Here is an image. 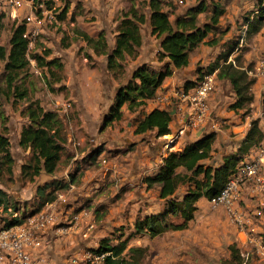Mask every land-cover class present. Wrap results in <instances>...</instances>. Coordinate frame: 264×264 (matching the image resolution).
<instances>
[{
    "label": "crops",
    "instance_id": "0c3cea01",
    "mask_svg": "<svg viewBox=\"0 0 264 264\" xmlns=\"http://www.w3.org/2000/svg\"><path fill=\"white\" fill-rule=\"evenodd\" d=\"M242 2L243 0L230 2V7L227 6L229 11L227 10L226 13L227 17H232L231 20L226 22L228 24H222V21L217 26L221 30L216 35H210L211 39L217 38L218 42L214 45L202 44L193 51L187 67H174V74L164 82L158 91L157 97L149 101L146 108L147 112L156 107L168 108L169 102L162 103L159 100L160 97L165 96L171 99L176 90H190L191 88L187 89L185 84L187 82H196L199 75L207 71L202 70V68L207 69L210 64L216 61L220 54L230 47L233 33L237 29L238 24V18H233V16L236 13H240ZM203 15L202 17H204ZM113 17L114 15H112L110 9L108 10V16H104L102 21L87 23L92 27L84 29L89 36L95 38L99 45L104 41V37L108 39L109 50L102 48L103 53L100 55L94 52L93 48L94 51H88V58L93 59V63L89 62L83 53L80 54V51L76 49L75 43L66 48L64 56H58L64 64L65 76L62 83L68 88V93L77 110H75V115L65 116L64 119L68 127L66 133L68 141L62 153L58 170L52 175L42 172L35 181H28L29 185L24 189L23 185H21L24 180L21 175V167L18 170L15 168V181L19 182V185L16 188H12L14 198L24 199L29 194L28 199H34L37 196L36 198L41 200L37 206L38 208L23 216V218L48 208L49 203L54 202L57 204L56 211L62 223L75 226L73 232L69 235L58 234L56 227H51L43 233L44 248L41 253L47 257L53 256V254L59 255V258L55 257V261L56 259H62L68 254L79 256L83 255L87 249H96L100 240L108 236L104 233L105 230L102 231L100 226L95 228L96 224L93 217V213L98 215V213L104 212L101 209L103 205H106L103 198L104 192L114 191L117 194L121 191H129L130 209L135 217H137L138 211L141 210L140 207H143L142 215L144 217L164 211V202L158 198L160 186L154 185L152 188H148L145 179L157 173L163 164V159L169 152H172L167 149L169 145L167 136L178 135L186 124L189 111L188 104L179 103V105L173 107L175 113L171 125L172 134L164 137H157L154 132L137 135L135 134V119L139 114L130 112L125 106L122 119L102 129L103 120L109 113L116 93L120 88V83L110 74L107 68V56L114 49L118 34L116 25L111 22ZM145 25V34L142 31L143 45L140 55L137 59L128 61L131 64L128 80L131 78L134 68L139 65L148 64L157 68L161 64L157 53L161 49L163 37L158 38L152 34L150 21ZM112 27L113 30L115 29L113 35L110 33ZM110 35L112 38H110ZM242 35L246 36V33ZM251 41V43L247 42L246 44L250 49L243 54V64L246 67L248 64L254 63V61L257 62V55L264 51V29L254 36ZM70 49H75L74 54H72L73 50ZM235 53L236 51L231 53L230 61L235 62ZM252 93L254 101L251 104V112L245 115V110L231 109V105L236 102L237 97L230 82L217 78L216 89L209 99L212 117L219 124L213 155L214 165L219 166L223 164L226 156L240 152L253 120H260V127L264 130V101L262 98V79L260 77L256 78ZM172 100H175V98H172ZM60 116L64 118V115L61 114ZM22 128V126L21 128H16L19 139ZM201 131L202 133H208L211 130L206 128L193 132L187 129L185 135L179 139L182 138L181 142L186 144L195 140ZM263 147L264 140L260 147H254L248 154L244 155L243 161L257 158ZM18 148H21L20 145ZM16 171H18L20 176H16L18 175ZM42 186L46 187V194L54 191V196L65 195L64 201L67 202H62L59 198L45 202L46 195L37 193L38 188ZM20 188H23V190ZM27 189H32L33 191L27 194L25 192ZM260 200L263 201V198L253 191L252 186L248 185L245 187L242 208L244 213L251 218L252 223L245 231L238 227L237 231L241 237L248 239L250 242L254 240L252 238L253 235L256 236L259 232H261L260 238L263 239L264 210L260 208ZM209 202L206 198H202L198 202L196 216H198L200 208ZM111 203L113 204V201ZM123 206L118 202L112 206V210H121ZM118 217H120L119 213ZM105 223L107 224L104 218L102 224ZM260 223L263 225H259ZM90 224L94 227L88 230ZM179 232L182 231H171L152 238L155 240L162 237L160 255L170 256L172 252L181 248L178 245ZM46 242H49V244L47 243L46 245ZM242 246L247 247L249 245L244 243Z\"/></svg>",
    "mask_w": 264,
    "mask_h": 264
},
{
    "label": "trees",
    "instance_id": "16d2710c",
    "mask_svg": "<svg viewBox=\"0 0 264 264\" xmlns=\"http://www.w3.org/2000/svg\"><path fill=\"white\" fill-rule=\"evenodd\" d=\"M149 9L152 34L158 38L163 37L158 60L168 61L160 69L148 64L134 68L131 78L118 89L113 105L103 120L102 129L120 121L123 108L127 106L130 112L139 114L135 119V134L154 132L157 137L172 134V109L156 107L147 112V105L157 97L164 82L174 74V67H187L193 51L202 44L214 45L218 42L217 38L211 39L210 35L219 25L220 17L225 13L223 9L218 14H211L204 24L199 22V16L209 11L205 1L189 8L175 22H172L169 12L164 9L160 0H151ZM146 22V13L136 7L131 8L121 17L116 27L118 33L116 45L107 56V68L114 78L120 79L125 76L127 62L137 59L140 55L143 45L142 26ZM245 24L248 39L261 32L264 28V0H258L257 14L252 19L247 18ZM26 32L25 21L16 23L9 42L10 49L0 44V61L5 62L4 74L7 83V89L0 88V99L12 91L15 81L30 66L29 39L25 37ZM83 37L97 54L103 53L94 38L86 33ZM228 49L208 66L205 73H216L218 79L230 82L237 97L231 109L245 110L246 115L250 113L254 101L252 87L256 78L250 75L253 68L246 67L242 63L243 54L237 56L233 62L230 61V55L234 48ZM35 59L39 65L48 67L49 71L52 67L64 70V64L58 59H52L50 62H45L40 56H36ZM205 73H201L196 82H187L185 87L188 89L195 86ZM63 79L60 78L57 82L62 83ZM24 96L25 93L20 94L21 98ZM64 130V120L57 112L46 110L40 105L29 109L27 125L22 128L19 139L20 147L30 149L32 153V160L21 166L24 180L33 182L42 172L48 175L56 173L67 143ZM216 140L217 132H203L195 140L186 143L181 151L167 154L157 173L145 179L148 188L154 185L160 186L158 198L164 202V211L145 217L138 216L134 223V231L127 238L121 234L119 238L107 236L101 239L99 246L92 251L98 254L107 253L102 264H140L145 249L129 247L131 238L139 236L155 238L167 232L187 229L196 218L198 202L202 198L211 201L221 194L226 183L244 160V155L252 148L261 146L264 130L260 127V120H253L240 152L226 156L223 164L219 166L213 164ZM15 168L16 161L11 151V139L9 135L0 133V170L6 172L10 182H15ZM45 189V186L39 187L37 193L45 195ZM50 193L45 202L54 200L52 194L55 192ZM7 196L8 193L0 188V209L5 211L12 208L6 204ZM19 209L17 207L15 210L19 211ZM20 222L22 221L13 218L6 227ZM230 250L231 257L226 263L243 264L237 245L230 246Z\"/></svg>",
    "mask_w": 264,
    "mask_h": 264
},
{
    "label": "rangeland",
    "instance_id": "374dc122",
    "mask_svg": "<svg viewBox=\"0 0 264 264\" xmlns=\"http://www.w3.org/2000/svg\"><path fill=\"white\" fill-rule=\"evenodd\" d=\"M150 1L151 0H23L25 5L17 12L11 7H6L4 9L0 6V44L10 49L9 42L13 28L16 23L19 24L24 21L27 23V31H30V34L32 33L34 37L31 39L32 45L28 48V56L30 58L29 68L21 73L20 77L15 81L12 91H10L8 95H3L0 99V133L9 135L11 139V151L16 161L17 170L21 165L29 163L32 160L30 149L18 148L19 138L16 132V128L27 125V117L30 108H36V106L40 105L46 110H52L60 115H64V118H62L63 120L65 116L71 114L75 115L77 111L68 93V88L64 83L57 82L60 78H64V70L61 71L59 68L52 67L49 71L48 67L39 65L35 57L40 56L45 62L58 59L62 63V59L58 56H64L66 48L75 43L77 46L76 49L80 51V54L83 53L89 62L93 63V59L91 60L88 58V51L93 49L83 37V34L86 33L84 29H90L92 27L87 23L99 20L102 21L104 16H108V10L111 9L112 15H114L113 21L111 22L117 27L121 17L128 13L133 7L145 12L148 22L150 21ZM160 1L164 9L169 12L172 22H175L179 16H183L189 8L198 5L202 1L207 3L209 11L199 16V22L201 24L208 21L211 14H218L221 9H223L225 13L220 17V23L223 21L222 24H228L226 22L230 21L232 18L227 17L226 11H229L227 6H229L230 2L233 0ZM257 2L258 0H243L240 13H236V15L233 16V18H238L237 29L233 33L231 40L232 44L229 47L234 48V51H236L234 59L250 49L246 44L247 42L251 43L254 36L248 39L247 34L246 36L242 34L247 32V25L245 24L246 19H252L257 14ZM29 15L33 17L31 21L27 19ZM202 15L204 17H202ZM145 26L146 25L142 26L144 34ZM114 30L112 27L110 30L111 35L114 34ZM220 30L221 29L217 27L213 34L216 35ZM110 38H112V36ZM241 39H245V41L242 42ZM107 40L108 39L104 37V41H102L100 45L104 50H109ZM70 50H73L72 54H74L75 49ZM263 55L264 51H261L257 55L258 60ZM167 61V59H164L157 68L160 69L163 67V64ZM241 61L244 63V55ZM127 63L125 76L120 78L121 80L116 79L120 83V86L128 81L131 64L130 62ZM256 64L257 62L254 61V63H250L248 66H251L253 68L252 70H254ZM4 65L5 62L0 61V88L2 90L7 89ZM203 69L207 70L206 68H202V70ZM53 71L55 73H53L54 75L52 74ZM21 93H25L24 98L20 97ZM173 105L175 104H169L167 107L173 111ZM66 123L67 122L64 121V133L67 138L66 133L68 127ZM167 138L169 141L171 137L167 136ZM181 139L178 141L179 145L176 144V141L174 143L169 142L167 149H170L172 152L181 151L185 146V144L181 142ZM16 172L18 173V171ZM16 176H20L19 173ZM28 181L29 180L22 181L23 183L21 185H23L24 189L28 187ZM18 185L19 182L8 181L6 172L0 170V188L3 189L4 187L8 193L6 200L7 206L12 207L14 210L19 207L21 214L26 216L32 210L38 208L37 206L40 204L41 200L37 199V196H35L34 199L27 198L29 196L28 193L33 191L32 189L25 190L28 195L24 197V199H15L12 188H16ZM23 188L20 189L23 190ZM50 194H46L45 192L46 197ZM60 196L53 195L52 197L57 199L60 198ZM103 198L105 199L106 205H103L101 209H103L104 212L98 213V215L93 213L96 224L95 228L100 226L102 231L105 230L104 233L108 236L119 238V236L121 237V234H123L122 236L124 238L129 237L131 232L134 231L133 226L136 218L138 216H143V207H140L141 212L138 211L137 217L132 215L130 209L131 204L129 203L130 195L127 190L118 192L117 194L114 191H109L108 193L104 192ZM111 201H113V204ZM118 202L124 206L121 207V210L113 211L112 206ZM243 204L245 205V203ZM118 213L120 217H118ZM12 214L10 210L5 211L0 209V229L5 228L7 223L13 219ZM116 214L117 216L115 217ZM104 218L107 224H102ZM261 224L262 223L259 225ZM181 231L182 232L178 233V240L180 243H178V245L181 246V248L175 251L176 254L172 252L170 256L160 255L163 242L162 237L155 240L146 236L134 237L131 238L128 245L129 247L145 249V255L140 264H229L226 262L230 260V246L234 244L240 249L243 264H264V241L260 238L261 232L256 234V236L253 235L252 238H254V240L251 242L241 237L240 234H238L236 224L229 219L226 212L223 209H214L210 203H206L202 206L195 220L189 224L187 229ZM47 243L49 244V242H46V245ZM244 243L249 246H242ZM45 257L47 256L45 255ZM55 257L59 258L60 256L53 254V256L50 255L47 257V260L51 261L53 264H75L72 262L73 259H77V262L83 260V255L76 256L74 254H68L62 259H56V261L54 260Z\"/></svg>",
    "mask_w": 264,
    "mask_h": 264
},
{
    "label": "built area",
    "instance_id": "2783aa9c",
    "mask_svg": "<svg viewBox=\"0 0 264 264\" xmlns=\"http://www.w3.org/2000/svg\"><path fill=\"white\" fill-rule=\"evenodd\" d=\"M24 5L23 0H0L1 7L4 9L11 7L15 12L21 10ZM27 17L29 21L33 19L30 15ZM25 37L29 39V46L32 45L31 39L34 38L32 33L27 31ZM241 41L244 42L245 39ZM250 75L262 79V98L264 101V55L259 58L254 70L250 71ZM216 85V73H205L202 79L190 90H176L171 99L165 96L160 97L159 100L162 103L175 104L173 106L179 105V103L188 104L189 111L185 127L179 131L178 135L170 136L169 142L174 143L176 141L177 143L179 138L185 135L188 128L194 132L206 128L215 132L219 130V124L212 117L209 103ZM177 144L179 145V142ZM248 185L252 186L253 191L263 198V201L260 200V208L264 210V147L257 158L241 162L221 194L209 202L214 209H223L229 219L244 231L252 223L251 218L244 213L242 208L243 192ZM59 199L64 201L65 197L61 195ZM56 208L57 204L50 202L48 208L26 218H23L20 211L9 208L13 213V218L22 222L0 229V264H53L41 253L44 248L43 233L51 227H56L58 234L69 235L75 228L73 224L65 225L62 223ZM93 227L90 224L88 230ZM106 255L107 253L98 254L92 250H87L83 254L81 262H77V259H73L72 262L75 264L86 262L102 264Z\"/></svg>",
    "mask_w": 264,
    "mask_h": 264
},
{
    "label": "water",
    "instance_id": "95a60500",
    "mask_svg": "<svg viewBox=\"0 0 264 264\" xmlns=\"http://www.w3.org/2000/svg\"><path fill=\"white\" fill-rule=\"evenodd\" d=\"M175 112L173 111V112H171V115H173ZM202 135V131L199 133V136H201Z\"/></svg>",
    "mask_w": 264,
    "mask_h": 264
}]
</instances>
